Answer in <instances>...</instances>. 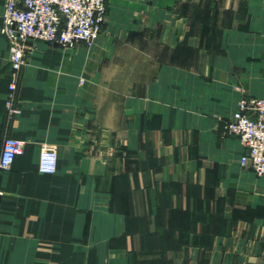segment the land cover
I'll use <instances>...</instances> for the list:
<instances>
[{
    "label": "crops",
    "instance_id": "0c3cea01",
    "mask_svg": "<svg viewBox=\"0 0 264 264\" xmlns=\"http://www.w3.org/2000/svg\"><path fill=\"white\" fill-rule=\"evenodd\" d=\"M107 1L91 44L29 40L15 77L0 0V159L23 142L0 264H264V176L225 130L264 97V0Z\"/></svg>",
    "mask_w": 264,
    "mask_h": 264
},
{
    "label": "built area",
    "instance_id": "2783aa9c",
    "mask_svg": "<svg viewBox=\"0 0 264 264\" xmlns=\"http://www.w3.org/2000/svg\"><path fill=\"white\" fill-rule=\"evenodd\" d=\"M107 0H4L1 32L7 37L11 52V69L16 77L25 64V43L41 40L62 47L79 43L91 44L102 32L108 7ZM16 83L13 81L11 90ZM9 112L14 113L12 100ZM229 134L237 136L246 148L241 158L259 176H264V97H244L238 102L225 125ZM23 142L6 137L0 159V169L9 170ZM58 153L45 145L39 157L42 173H55Z\"/></svg>",
    "mask_w": 264,
    "mask_h": 264
},
{
    "label": "rangeland",
    "instance_id": "374dc122",
    "mask_svg": "<svg viewBox=\"0 0 264 264\" xmlns=\"http://www.w3.org/2000/svg\"><path fill=\"white\" fill-rule=\"evenodd\" d=\"M106 14H107V11H106ZM2 26H3V23H2ZM2 26H1V30H2ZM103 27H104V26H103ZM102 31H103V30H102ZM5 37H6V36H5ZM6 39H7V37H6ZM85 44H86V43H85ZM251 96H255V95L245 94V96H243L242 98H244V97H251ZM242 98H241V99H242ZM241 99H240V100H241ZM229 119H230V118H229ZM227 122H228V121H227ZM227 122H226V123H227ZM225 125H226V124H225ZM225 130H226V128H225ZM226 131H227V130H226ZM227 132H228V131H227ZM244 147H245V146H244ZM245 152H246V148H245ZM245 152H244V153H245ZM247 166H248V165H247ZM249 167H250V166H249ZM250 168H251V167H250ZM251 169H252V168H251ZM252 170H253V169H252ZM253 171H254V170H253ZM254 172H255V171H254ZM255 173H256V172H255ZM256 174H257V173H256ZM257 175H258V174H257Z\"/></svg>",
    "mask_w": 264,
    "mask_h": 264
}]
</instances>
